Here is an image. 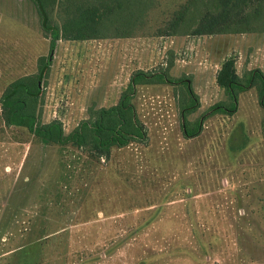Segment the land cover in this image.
Returning a JSON list of instances; mask_svg holds the SVG:
<instances>
[{
	"label": "rangeland",
	"instance_id": "374dc122",
	"mask_svg": "<svg viewBox=\"0 0 264 264\" xmlns=\"http://www.w3.org/2000/svg\"><path fill=\"white\" fill-rule=\"evenodd\" d=\"M125 1L128 15L135 4ZM186 1L140 0V11L150 6L131 36L61 38L50 55L33 1L0 0V96L51 57L43 123L60 120L70 133L92 110L115 105L138 70L167 71L172 81L136 88L148 139L109 159L6 128L0 111V264H264L260 90L242 92L233 115L213 109L229 101L216 81L224 60L235 58L242 77L264 73V31L162 36ZM51 9L62 34L61 8ZM189 91L198 108L185 118ZM199 121V134L187 137L185 124Z\"/></svg>",
	"mask_w": 264,
	"mask_h": 264
},
{
	"label": "trees",
	"instance_id": "16d2710c",
	"mask_svg": "<svg viewBox=\"0 0 264 264\" xmlns=\"http://www.w3.org/2000/svg\"><path fill=\"white\" fill-rule=\"evenodd\" d=\"M37 6L43 28L51 33L50 55L57 42L64 38L71 41L104 39L107 37H129L138 17L149 6L140 11V0H134L133 12L123 14L125 0H32ZM149 1L151 4L153 0ZM61 8V19L65 29L61 34L58 24L52 25L49 7ZM139 6V7H138ZM133 26L129 31L113 32L118 26ZM264 31V0H187L172 14L161 35H218L228 33H249ZM51 57H41L38 73L21 76L12 81L0 96L1 122L6 128L20 129L28 136L36 137L46 145L69 146L95 160L109 159L113 149L124 148L132 143H144L148 133L137 116L133 103L138 86L172 82L167 71L156 73L136 71L121 94L118 102L110 107H102L90 112L70 133H66L60 120L43 123L41 120L42 82L48 73ZM216 81L229 101L216 104L213 109L223 114L233 115L239 105V95L250 87L258 86L261 104L264 106V73L260 70L248 71L243 77L237 72L236 60L227 58L221 64ZM198 108L196 96L189 91V97L182 111L186 118ZM200 121L192 129L185 124L187 137L197 136ZM137 235L130 233L128 238ZM131 239V240H132Z\"/></svg>",
	"mask_w": 264,
	"mask_h": 264
}]
</instances>
